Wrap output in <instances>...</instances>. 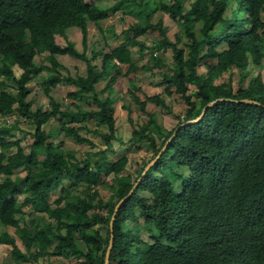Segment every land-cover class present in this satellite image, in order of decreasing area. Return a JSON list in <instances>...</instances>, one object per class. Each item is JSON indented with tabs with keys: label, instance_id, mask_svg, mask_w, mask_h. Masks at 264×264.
Wrapping results in <instances>:
<instances>
[{
	"label": "trees",
	"instance_id": "obj_1",
	"mask_svg": "<svg viewBox=\"0 0 264 264\" xmlns=\"http://www.w3.org/2000/svg\"><path fill=\"white\" fill-rule=\"evenodd\" d=\"M101 1L0 0V115L15 114L17 118L12 125L0 126V245L12 247L16 264L71 254L83 258L81 264H106L112 237L109 264H264L261 73L243 85L250 65L263 67L264 0H155L153 4L113 0L108 8ZM129 2V9L146 13L144 19L123 31L126 38L119 46L108 50L105 39L101 49L94 46L89 51V24L99 26L124 3L128 9ZM158 12L167 14L181 31L170 36L164 19L154 23L153 15ZM74 28L84 37L82 52L67 40V30ZM148 33L159 37L152 45L144 40ZM58 35L65 38V45L57 43ZM114 36L119 35L114 32ZM184 38L188 39L185 45ZM129 46L151 54L154 64L144 69H161L157 73L163 78L165 92L178 94L187 104L173 129L165 128L153 114L147 123H135L130 142L146 140L154 151L135 177L122 175L128 157L111 161L108 156L117 130L110 107L117 74L122 64L129 65L131 72L136 70ZM170 49L172 60L167 61L164 56ZM44 54L49 66L37 65L36 57ZM59 55L85 60L86 73L64 74ZM203 62L207 70L201 73ZM15 68L22 71L20 76ZM232 69L241 72L237 91L231 81L216 83ZM43 70L48 71L42 86L50 107L43 110L39 106L34 111L28 100L30 83ZM102 79L107 83L99 89ZM64 82L77 89L70 92L72 101L62 110L51 93ZM9 88H16L17 93ZM133 95L143 110L150 102L166 106L161 95L145 100L135 91ZM87 98L92 100L83 104ZM52 119L61 123L59 131L45 129ZM78 122H97L109 130L103 135L107 148L96 159H78L65 151L62 142H51L61 131L78 143H92L71 127ZM21 124L34 132L24 131ZM17 131L33 138L29 152L21 146V139L12 140ZM13 147L17 151L9 154ZM20 169L26 170L25 177L13 178ZM112 173L116 184L109 186L111 195L105 199L99 186L103 175ZM79 185L87 189L84 196L71 199L63 194L54 201L55 207L49 202L50 193L59 188L66 193L68 186L76 189ZM27 206L44 211L51 221L38 217L22 227ZM9 227L16 230L27 252L20 249ZM101 229H106V235ZM78 241L84 242L86 250Z\"/></svg>",
	"mask_w": 264,
	"mask_h": 264
},
{
	"label": "rangeland",
	"instance_id": "obj_2",
	"mask_svg": "<svg viewBox=\"0 0 264 264\" xmlns=\"http://www.w3.org/2000/svg\"><path fill=\"white\" fill-rule=\"evenodd\" d=\"M145 2H149L151 4L155 3V0H144ZM104 8H108L114 4L113 0H103L99 2ZM127 6L124 5L120 7L116 12L110 14V18L105 21H102L100 25H96L94 23L89 24L88 28V37H87V46L89 47V51H91L92 47H96L97 49H101L105 44V39L109 43L108 50L119 46L126 38L124 30L131 27L134 23L143 20L146 16L144 11H140L137 8L129 9L130 2ZM230 10H232L233 5H230ZM262 17H264V11L262 12ZM123 19V20H122ZM158 19H164L166 24H169V35L174 36L175 33L181 31V28L172 21L167 14L156 13L153 15V22H158ZM109 29H113L118 37L114 36V32L108 31ZM181 33V32H180ZM67 40L73 42L75 44L76 49L79 52H82L84 48V37L82 36V32L79 28L69 29L66 32ZM141 37L144 39L148 45H152V43L159 39L158 35L148 33L147 35ZM264 40V39H263ZM56 41L58 44H66V40L62 36H56ZM188 41L187 38H184L183 45ZM182 46V45H181ZM131 50V57L133 59V63L136 66V70L131 72L129 71V65H120V72L117 74L114 97L113 101L110 102V107L114 110V117L116 119V138L111 140L113 149L108 152L109 160L117 161L123 156L128 157L129 162L123 171L122 175L132 174L134 177L137 175L136 171L143 167L144 163L148 161L154 154V151L148 146V142L145 140L141 142V144H132L131 138L136 126L135 123H147L151 117L150 114H153L156 119L159 121L161 125H163L167 129L175 128L179 123V115H182L186 112L187 104L178 94L174 93L173 95H169L165 92V85L163 84V78L157 72L161 69H154L152 71L144 69V66L149 65L153 66V61L151 59V54H143L139 51L137 46H129ZM219 49H223V46H220ZM159 54V53H157ZM156 55V53H154ZM163 55V54H162ZM161 55V56H162ZM172 51L171 49L167 51L164 58L167 61L172 60ZM45 54L39 57H36V63L39 66H49V62L45 59ZM58 61L63 65L62 70L64 74H71L72 76L83 75L87 70V63L85 60L73 57L70 55H59L57 56ZM213 62L212 60L209 62ZM99 63V62H98ZM203 65L200 66L199 71L206 72L207 68ZM249 70L245 74L246 78L243 81V85L247 86L249 81L261 73L264 81V60L263 67H259L258 65L252 64L248 68ZM252 71V72H251ZM15 72L17 76L22 74V71L18 68H15ZM48 75V71L43 70L38 72L37 78L31 81L30 87L32 89V93L28 97V100L32 101L33 110H37L39 106H42L43 110H48L50 107L49 98L46 96L44 89L42 86L44 80H46V76ZM114 75V74H113ZM241 72L234 71V69L224 73L216 83H227L231 81L234 87V90L237 91L240 83ZM107 83V79H102L98 84V88H103ZM194 89L193 87H191ZM77 87L75 85H69L67 83H62L57 86L51 93L53 98L61 104L62 110L66 107H69L72 99L69 97L70 92L75 91ZM174 90V89H173ZM13 94L17 93L16 88H9ZM133 91L136 92V95L139 96L142 100H145L147 96L153 95H161V97L165 100L166 106L161 107L156 103H148L146 109L143 110L140 108L139 104L135 100V96L133 95ZM78 99L77 101H80ZM92 98H87L82 101L83 104L88 105L87 103L91 101ZM84 107L86 109H91V106ZM15 114L2 116L0 115V126L8 124H14L16 120ZM21 128L26 132H34V128L27 126L26 124H21ZM61 127V123L58 119H52L46 126V130L59 131ZM71 127L75 128L82 137L88 138L92 143H78L73 137L68 136L65 132H59L55 136L51 138V142L60 144L63 143L62 146L67 153L75 154L78 159H85L86 157H93L96 159V154L100 151H103L107 148L106 141L103 138V135L108 134L109 130L107 127H100L97 125V122H78L71 124ZM21 131L16 132V136L12 139L13 141L17 139H21V146L25 149L26 152L30 151L31 144L33 143V138L30 135L23 136ZM161 142V140H160ZM17 151L16 147H13L8 150L9 154H13ZM27 174L26 170L20 169L15 173L14 177L20 176L25 177ZM2 177L1 179H3ZM115 176L114 174L103 175L102 183L99 186L100 194L108 199L111 195L109 186L115 185ZM69 182L66 181L68 185ZM87 192L85 185H79L76 189L69 187L66 193H62L61 188L50 193L49 202L54 206V201L61 197L63 194H68L71 199H74V196L81 195L84 196L83 193ZM87 194V193H86ZM146 196L148 194H145ZM24 196H19V202L22 203ZM55 207V206H54ZM25 216L21 221V226L23 227L26 223L31 224L33 219H37L38 217L43 218L45 221L49 222L51 219L48 215L45 214L42 210H36L31 206H27L24 208ZM42 225L37 222V225ZM98 226H96L97 228ZM8 231L13 234L17 239V244L23 252H27L25 246L20 240L16 230L14 228L9 227ZM103 235H106V229H101ZM56 245V244H55ZM78 246H80L83 250H86V246L84 242L78 241ZM53 247L50 248V251H53ZM83 258L77 257L75 254H71L69 257L58 256V255H49L39 259V263L35 264H81ZM0 264H16V260L12 257V247L8 245H0ZM30 264V263H26Z\"/></svg>",
	"mask_w": 264,
	"mask_h": 264
},
{
	"label": "water",
	"instance_id": "obj_3",
	"mask_svg": "<svg viewBox=\"0 0 264 264\" xmlns=\"http://www.w3.org/2000/svg\"><path fill=\"white\" fill-rule=\"evenodd\" d=\"M245 101L250 102L249 100H245ZM215 103H216V102L209 104L208 107L213 106ZM206 109H207V107L204 109L203 112H205ZM200 119H201V117H199V118L196 119V120L189 121L188 124H192V123H194V122H196V121H198V120H200ZM179 129H180V127H178V129L175 131V134L173 135L172 138L175 137V135H176V133L178 132ZM171 140H172V139H171ZM164 150H165V148L161 151V153L159 154V156H158L155 160H153L151 163L148 164V166L145 168V171H144V173H143V176H144V175L146 174V172H147V171H148V170H149V169H150V168L156 163L157 159L160 157V155L163 153ZM140 180H141V179H140ZM140 180H139V181H140ZM138 184H139V182L134 186L133 189H135V188L138 186ZM125 199H126V198H125ZM125 199H123V200L117 205V207H116V212L118 211L119 207L121 206L122 202H124ZM115 218H116V217H115V215H114L113 218H112V221H111V226L114 225V220H115ZM113 242H114V238L112 237V238H111V245H110V247H109V249H108V253H107L106 264H109L108 257H109L110 249H111V247H112V245H113Z\"/></svg>",
	"mask_w": 264,
	"mask_h": 264
}]
</instances>
